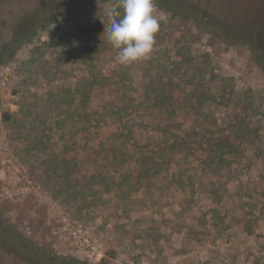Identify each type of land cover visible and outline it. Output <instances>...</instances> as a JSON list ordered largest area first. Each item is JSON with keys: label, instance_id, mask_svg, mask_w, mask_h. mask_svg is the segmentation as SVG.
Segmentation results:
<instances>
[{"label": "rangeland", "instance_id": "rangeland-1", "mask_svg": "<svg viewBox=\"0 0 264 264\" xmlns=\"http://www.w3.org/2000/svg\"><path fill=\"white\" fill-rule=\"evenodd\" d=\"M117 3L0 0V46L26 26L15 54L0 56V214L32 244L87 264L264 263V48L255 39L264 0H155V50L128 65L104 34ZM151 77L168 82L172 98L177 88L191 144L216 120L229 133L246 119L257 136L217 166L190 153L153 180L123 184L134 164L106 160L101 147L116 126L92 142L72 137V85H93L99 116L109 100L100 86L131 83L141 98ZM126 121L139 143L156 133L145 112ZM72 138L82 183L72 181ZM0 264L44 263L0 238Z\"/></svg>", "mask_w": 264, "mask_h": 264}, {"label": "trees", "instance_id": "trees-1", "mask_svg": "<svg viewBox=\"0 0 264 264\" xmlns=\"http://www.w3.org/2000/svg\"><path fill=\"white\" fill-rule=\"evenodd\" d=\"M19 46L20 44L13 46L12 55L15 54ZM110 75L106 79H109ZM127 75L126 70L122 72L124 78H127ZM107 82L103 87L100 86V90L101 92L106 91L109 100L103 101L104 112L99 116L90 112L93 103L97 100L93 85H72V137L81 132L85 134L84 137L82 136L83 139L92 142L95 139L94 135L102 133L106 125L116 126L113 131L107 134L101 147L107 153V156L104 157L106 160L117 161L119 164L126 162L134 164L128 172L121 176L123 184H128V186L161 176L173 164L178 162L181 165V161H185L190 153L196 155L200 153L203 156L201 161L210 166H217L219 163L228 161L224 156H233V150H236L234 147L240 144L245 147L246 141L257 136L256 129L251 127L250 122L246 119L241 118L238 121L239 129L233 131L235 127L232 126L229 133H224L221 130L216 131L214 129L217 126L216 120L214 123L206 122L205 133L199 135V140L191 144L187 140L188 137L182 135L181 128L184 125L182 114L184 111L182 110H185L186 104L180 97L174 98L177 88L174 89L172 98L170 84L154 81L151 77L150 82L143 87L141 93L138 91L141 94V98H138L134 94L136 90L131 83L119 86V83L114 85L116 83ZM205 101V95L201 92L197 99L192 101L194 103L191 104V109L199 111L203 108ZM139 111L147 114L150 124L147 125L148 132H156L152 138L144 140V143H139L135 139V135L126 121L131 114ZM6 118L9 119L10 116L6 115ZM80 145L79 139L72 138V181L76 180L77 183L85 182L87 179L84 174L74 172L81 163L82 148ZM96 153L97 151H95ZM211 170H215V168L211 167ZM0 238L7 241L16 251L30 256L34 260L42 261L44 264H87L75 258L69 260L66 257L52 254L45 247L32 244L31 240L26 238L14 224L3 217V214H0ZM253 264L264 263L255 261Z\"/></svg>", "mask_w": 264, "mask_h": 264}, {"label": "clouds", "instance_id": "clouds-1", "mask_svg": "<svg viewBox=\"0 0 264 264\" xmlns=\"http://www.w3.org/2000/svg\"><path fill=\"white\" fill-rule=\"evenodd\" d=\"M119 9H123V14ZM155 0H118L107 11L110 22L104 34L117 50L116 61L121 65L150 59L155 50L160 20Z\"/></svg>", "mask_w": 264, "mask_h": 264}, {"label": "flooded vegetation", "instance_id": "flooded-vegetation-1", "mask_svg": "<svg viewBox=\"0 0 264 264\" xmlns=\"http://www.w3.org/2000/svg\"><path fill=\"white\" fill-rule=\"evenodd\" d=\"M35 26H36V24L33 25V27H35ZM262 27L264 29V26H262ZM25 30H26V26L24 27L23 30H21L22 31L21 34L19 32L18 34H12V35H10L9 38H7V40L3 43L4 45L0 46V56L12 54L13 46L15 44H20L22 39L25 38V36H23V34L26 32ZM27 31H28V29H27ZM255 39H256L257 45L259 47L264 48V31H263L261 38H260V36L256 35Z\"/></svg>", "mask_w": 264, "mask_h": 264}]
</instances>
